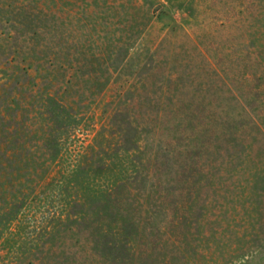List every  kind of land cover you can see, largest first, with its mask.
<instances>
[{
	"label": "rangeland",
	"instance_id": "1",
	"mask_svg": "<svg viewBox=\"0 0 264 264\" xmlns=\"http://www.w3.org/2000/svg\"><path fill=\"white\" fill-rule=\"evenodd\" d=\"M0 264H264V0H0Z\"/></svg>",
	"mask_w": 264,
	"mask_h": 264
}]
</instances>
